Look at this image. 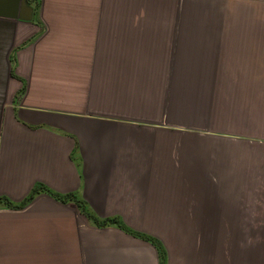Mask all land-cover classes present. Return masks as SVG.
<instances>
[{"label":"crops","instance_id":"crops-1","mask_svg":"<svg viewBox=\"0 0 264 264\" xmlns=\"http://www.w3.org/2000/svg\"><path fill=\"white\" fill-rule=\"evenodd\" d=\"M0 196V264H264V0H0Z\"/></svg>","mask_w":264,"mask_h":264},{"label":"trees","instance_id":"trees-1","mask_svg":"<svg viewBox=\"0 0 264 264\" xmlns=\"http://www.w3.org/2000/svg\"><path fill=\"white\" fill-rule=\"evenodd\" d=\"M48 191L46 190L45 188H43L42 186H35L30 195L26 198V201L30 200L34 194H36L37 192L39 191ZM52 194V193H51ZM54 195L57 199L61 200V201H74L75 204L77 205V207L79 208V211H81V213L83 215H85L88 219L92 220L96 225H99V226H103V225H107V224H116L118 226H122L118 220V218H108V219H104V220H99L98 218H96V216L90 212L88 210V208L86 207L84 201H82L81 199H78L76 198L75 194L73 193H68V194H65V195H57V194H52ZM0 203H4L5 205L9 206V207H12V208H15V207H18L17 204H14L13 202H11L9 199L5 198V197H2L0 196ZM139 236L153 242L157 247H158V250H159V264H163V260H164V257H163V252H162V249L160 248V246L158 245L157 241L154 240L153 238L149 237V236H146V235H141V234H138Z\"/></svg>","mask_w":264,"mask_h":264}]
</instances>
